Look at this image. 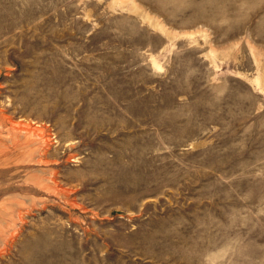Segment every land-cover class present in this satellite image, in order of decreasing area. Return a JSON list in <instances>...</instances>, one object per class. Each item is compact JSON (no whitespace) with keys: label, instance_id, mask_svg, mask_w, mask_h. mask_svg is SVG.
Here are the masks:
<instances>
[{"label":"rangeland","instance_id":"374dc122","mask_svg":"<svg viewBox=\"0 0 264 264\" xmlns=\"http://www.w3.org/2000/svg\"><path fill=\"white\" fill-rule=\"evenodd\" d=\"M0 264H264V0H0Z\"/></svg>","mask_w":264,"mask_h":264}]
</instances>
